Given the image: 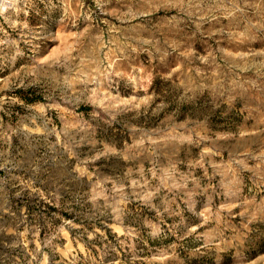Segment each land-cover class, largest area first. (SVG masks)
<instances>
[{
	"label": "rangeland",
	"instance_id": "374dc122",
	"mask_svg": "<svg viewBox=\"0 0 264 264\" xmlns=\"http://www.w3.org/2000/svg\"><path fill=\"white\" fill-rule=\"evenodd\" d=\"M80 255L264 264V0H0V259Z\"/></svg>",
	"mask_w": 264,
	"mask_h": 264
},
{
	"label": "trees",
	"instance_id": "16d2710c",
	"mask_svg": "<svg viewBox=\"0 0 264 264\" xmlns=\"http://www.w3.org/2000/svg\"><path fill=\"white\" fill-rule=\"evenodd\" d=\"M21 95L22 94H20V97H22ZM28 198L31 199L30 197L22 198L20 203H23L22 201L25 200V199H28ZM32 201H33V203H31L30 206H29V208H31V209L35 207V208L40 210L39 207L41 206L42 203H44L42 198H39V195H36L35 197H33ZM45 205L47 206V208L44 209L43 211L47 212V216L50 219L52 218V222L53 223L57 222L62 217L67 218V219H72L73 221H78L79 220L76 217H74V215L72 214V211L62 209L61 208V202H60V206H57L53 202H50V201L49 202H45ZM56 215H57V217H56ZM107 233H108L107 236L109 238H112L113 236H115V233H111L109 231V228L107 229ZM88 247H90V246H88ZM91 250L95 251V248L91 247ZM0 264H5V262L1 261V259H0ZM49 264H59V263H55L54 262V258H50V263ZM60 264H83L82 255H80V259L77 260L75 263L74 262H65V263H60Z\"/></svg>",
	"mask_w": 264,
	"mask_h": 264
}]
</instances>
